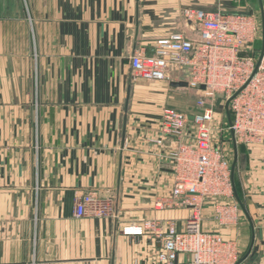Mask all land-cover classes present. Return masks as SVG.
Returning a JSON list of instances; mask_svg holds the SVG:
<instances>
[{"label": "crops", "instance_id": "0c3cea01", "mask_svg": "<svg viewBox=\"0 0 264 264\" xmlns=\"http://www.w3.org/2000/svg\"><path fill=\"white\" fill-rule=\"evenodd\" d=\"M188 7L247 13L252 6L0 0V264H190L184 253L158 261L156 233L124 230L145 219L160 221V233L168 222L180 230L189 213L152 208L170 175L148 135L164 108L184 106L182 95L171 82L136 77L129 64L134 51L151 53L169 33L194 36L183 19ZM237 163L241 213L220 231L236 240L238 255L254 231L253 263L264 264V148ZM87 192L110 200L111 214L75 216L76 198ZM211 212L206 202L202 228H217Z\"/></svg>", "mask_w": 264, "mask_h": 264}, {"label": "built area", "instance_id": "2783aa9c", "mask_svg": "<svg viewBox=\"0 0 264 264\" xmlns=\"http://www.w3.org/2000/svg\"><path fill=\"white\" fill-rule=\"evenodd\" d=\"M183 19L194 36L169 33L156 41L151 53L134 51L129 64L137 77L180 80L186 83L185 88L205 95L197 100L195 113L164 108L148 135L170 175L167 191L153 193L152 208L186 207L189 213L180 230L168 222L160 233V221L155 219L124 230L135 235L156 233L161 238L157 259L162 263H172L184 253L190 264H236V240L220 231L237 225L239 210L231 200L232 163L219 131L227 130L237 144L264 145V48L260 58L252 49L260 23L252 14L194 7L183 10ZM217 98L228 102L230 123L225 129L215 128ZM206 202L213 206L211 218L217 228L201 227ZM111 211V201L92 192L75 201V216H105Z\"/></svg>", "mask_w": 264, "mask_h": 264}, {"label": "rangeland", "instance_id": "374dc122", "mask_svg": "<svg viewBox=\"0 0 264 264\" xmlns=\"http://www.w3.org/2000/svg\"><path fill=\"white\" fill-rule=\"evenodd\" d=\"M248 1H249V3L251 2V6L252 7L249 8V9H246V11H248L249 13L248 12L247 13L245 12V13L246 14L255 15L258 18V13H259L258 0H248ZM204 10H206V9H204ZM256 12H258V13H256ZM240 13H242V12H240ZM261 40H262V37H261V34H260L258 40H256L254 42V44L252 45V49H253L254 55H258L259 52H260V49H261V46H262L261 45ZM243 53L245 54V52H243ZM175 76H177V75L174 74L173 77H175ZM146 81H148V80H146ZM179 81L180 80H176L175 82H179ZM149 82H156V81H149ZM171 87L174 88L176 91H178L182 95V98H183L182 99V103L184 104V106H182V108L181 107H177V106H168L166 108H171V109H175L177 111L188 112V113H195V112L198 111L197 100L200 99V98L205 97V95L203 93H201L200 91L195 90V89L185 88L184 86H171ZM207 103L208 104L211 103L210 98L207 99ZM219 103H220V105L216 106V121L218 123V125H215L216 130H217V127H219V128L223 127L225 129V127L227 125V117H226V114H225V102H223V101L220 102L219 101ZM216 133H217V131H216ZM219 133L221 135V140L223 141L222 145H223V147L225 149V152H227L228 155L230 156L231 163H232L233 162V158H234V147H233L232 138H231L232 135L227 130H225L223 132L219 131ZM263 146L264 145H258V146L250 145V146L247 147V146H244L242 144H237L236 143L237 160H238L239 155L245 153L247 150L248 151H254L256 149L257 152H258V151H261L264 148ZM237 166H239V165H238V163L236 161L235 169H234V175H233V183L235 182V174L237 173ZM234 190H235V183H234ZM234 190H233V197H232L231 200L233 201V203H235L237 205V208L239 210L238 213L240 215V213H241L240 212V207L238 205L237 200L235 199ZM254 235H255V233H254ZM254 242H255V237H254L253 243ZM256 243L259 244V241L256 240ZM258 244H256V246ZM249 246H250V243L248 241V242L245 243V246L242 248L243 251H241V253L238 255L237 262H238V260H240L245 255V253L249 249ZM253 251L254 250H253V244H252V247H251L249 253L246 255V257L244 259H242V261L239 264H254L253 263L254 256L252 254Z\"/></svg>", "mask_w": 264, "mask_h": 264}, {"label": "water", "instance_id": "95a60500", "mask_svg": "<svg viewBox=\"0 0 264 264\" xmlns=\"http://www.w3.org/2000/svg\"><path fill=\"white\" fill-rule=\"evenodd\" d=\"M259 2H260V6L262 8L261 0H259ZM263 48H264V18L262 16V46H261V49H260L259 58H260V56L262 54ZM170 85L171 86H186V83L183 82V81H179V82L173 81V82L170 83ZM219 101H220V99L217 98L216 102H215L216 106L219 105ZM225 114H226V117H227V122L230 123V113H229V109H228V102L225 103ZM231 138H232V143H233V147H234V158H233V162L231 164V178H232V184H233V190H234L233 175H234L235 164H236V161H237V151H236V143H235L233 135H232ZM234 193H235V190H234ZM238 202H239V200H238ZM253 241H254V231L252 232V238H251V242H250V246H249L248 251L245 253V255L240 260H238L237 264H239L242 261V259H244L246 257V255L249 253V251H250V249L252 247Z\"/></svg>", "mask_w": 264, "mask_h": 264}]
</instances>
